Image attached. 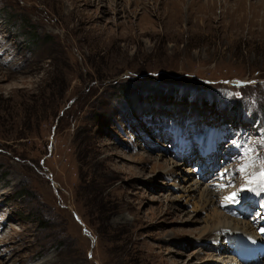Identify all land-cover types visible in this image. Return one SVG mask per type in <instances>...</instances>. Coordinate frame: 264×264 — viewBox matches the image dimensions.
<instances>
[{"label": "rangeland", "instance_id": "obj_1", "mask_svg": "<svg viewBox=\"0 0 264 264\" xmlns=\"http://www.w3.org/2000/svg\"><path fill=\"white\" fill-rule=\"evenodd\" d=\"M173 1L0 0V264H238L216 207L262 236L264 0Z\"/></svg>", "mask_w": 264, "mask_h": 264}, {"label": "bare ground", "instance_id": "obj_2", "mask_svg": "<svg viewBox=\"0 0 264 264\" xmlns=\"http://www.w3.org/2000/svg\"><path fill=\"white\" fill-rule=\"evenodd\" d=\"M179 1L180 0L173 1L174 4H175V8L179 9V6H178L179 4H177ZM216 144H218V143H216ZM212 159L214 160L213 156H212ZM202 172H204V171H202ZM190 174H191V172H190ZM192 174H193V172H192ZM184 177L187 178V175H185ZM185 178H184V180H185ZM197 184L198 183L195 180H193L191 182V186L195 187V191H197L199 189ZM189 189H191V187H189ZM192 190L194 191V189H192ZM224 190H227V189H224ZM228 190H232V193L234 191L233 188L232 189L229 188ZM262 191H264V190H262ZM203 192L208 195L207 202L209 204H214L215 203V201H216L215 197L218 198L219 202H223V203L225 202L226 203L228 200H230L229 197L232 196L231 193L229 195H227L228 193H226V192L217 193V192H214V191H211V190H207V189H204ZM219 196H221V197H219ZM219 198H221V199H219ZM216 204H217V202H216ZM222 207L224 208V207H227V206H222ZM213 211H216V214H214L213 220H217L218 224L216 226H214V229L212 228L213 230H209L202 238L209 237L210 235L211 236H215V238H218L221 234H223V236L225 238L228 234H231V235H233V243L235 245L234 246V252H235L234 256H236L238 258V262L237 263L238 264L239 263L240 264H245V262H246V264H247L251 258H254L256 264L260 263V261L262 259H264V240L263 239L261 241L260 240H254V239H256L257 236L255 238H252V237H249V236H244V239L246 241V242H244L242 240V238H241L242 235H244V234H250V232H248V231L254 232L253 230L255 229V226H253L249 222L248 223H243L242 221H239V220L238 221L237 220L234 221L235 222L234 224H236V225L230 224L231 223V220H230L231 218H229L223 211L219 210L218 207L214 208ZM213 223H215V222H213ZM254 234H250V235H254ZM217 248L218 249L219 248L222 249V250L219 249V252L224 251V250H226V244H222V243L217 244ZM223 258L224 257H222V259ZM240 260H243V262L240 261Z\"/></svg>", "mask_w": 264, "mask_h": 264}, {"label": "snow or ice", "instance_id": "obj_3", "mask_svg": "<svg viewBox=\"0 0 264 264\" xmlns=\"http://www.w3.org/2000/svg\"><path fill=\"white\" fill-rule=\"evenodd\" d=\"M247 165H245L244 167H242L241 169H240V171L241 172H246V169H247ZM258 176H259V179L262 181V182H264V169H261L260 171H259V173H258ZM257 180V175L256 174H252V175H250L249 177H248V179H247V183H253V182H255ZM261 186H264V183H262V185ZM235 195V194H234ZM234 197H229V199H233Z\"/></svg>", "mask_w": 264, "mask_h": 264}, {"label": "trees", "instance_id": "obj_4", "mask_svg": "<svg viewBox=\"0 0 264 264\" xmlns=\"http://www.w3.org/2000/svg\"><path fill=\"white\" fill-rule=\"evenodd\" d=\"M35 38H36V37L32 35V39L35 40ZM232 108H233V107H232ZM233 111L235 112V110H233Z\"/></svg>", "mask_w": 264, "mask_h": 264}]
</instances>
